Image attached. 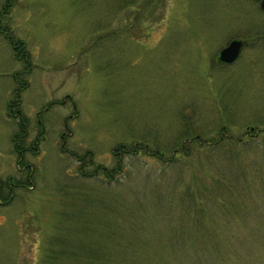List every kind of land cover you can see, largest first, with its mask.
<instances>
[{
  "label": "rangeland",
  "instance_id": "374dc122",
  "mask_svg": "<svg viewBox=\"0 0 264 264\" xmlns=\"http://www.w3.org/2000/svg\"><path fill=\"white\" fill-rule=\"evenodd\" d=\"M261 1L14 0L39 143L20 168L6 102L23 64L0 35V179L23 183L0 202V264H264Z\"/></svg>",
  "mask_w": 264,
  "mask_h": 264
},
{
  "label": "trees",
  "instance_id": "16d2710c",
  "mask_svg": "<svg viewBox=\"0 0 264 264\" xmlns=\"http://www.w3.org/2000/svg\"><path fill=\"white\" fill-rule=\"evenodd\" d=\"M126 2L127 0H125V3ZM13 4L14 0H4V2L0 6V35H2V37H4L9 43L13 58L16 60H20L23 64V68L20 71L15 70L13 72V78L17 86L14 88L15 91L13 96L9 97L6 102V110L7 113L10 116L14 117L16 120L17 129L11 135V142L13 150L18 155L17 162L19 164V167L24 168L25 166H29V163L24 158V153L26 150L38 149V137L36 138V140L27 144L26 137L28 133V119L22 112L20 105L21 93L28 86L27 75L30 73L31 55L25 41L14 33L12 29V23L8 22ZM3 17L5 21H2ZM140 147V145L134 143L132 144V146L126 145V148L124 150L128 153L135 152L139 151ZM74 155L78 159V161H80V167H84L85 169V166L93 165V168L91 170L85 169V171H89L88 175H96L99 172H102L105 177L111 179L116 172L115 170H109L98 163H93L92 158L87 153H84L82 156H77L76 154ZM29 178L30 177L27 176V179L25 181L29 182ZM17 179L18 178L13 176H8L5 179H0V199L2 201H7L11 198L14 186L23 184L22 181L16 182L15 180ZM4 188H6V192Z\"/></svg>",
  "mask_w": 264,
  "mask_h": 264
},
{
  "label": "water",
  "instance_id": "95a60500",
  "mask_svg": "<svg viewBox=\"0 0 264 264\" xmlns=\"http://www.w3.org/2000/svg\"><path fill=\"white\" fill-rule=\"evenodd\" d=\"M240 46V39H232L226 46L219 50V59L225 62L233 61L239 53Z\"/></svg>",
  "mask_w": 264,
  "mask_h": 264
}]
</instances>
